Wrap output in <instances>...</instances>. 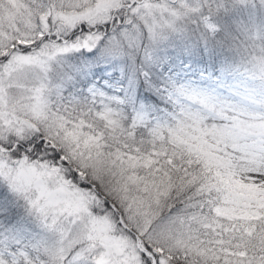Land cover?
I'll return each mask as SVG.
<instances>
[{
  "label": "snow or ice",
  "instance_id": "6c2138e0",
  "mask_svg": "<svg viewBox=\"0 0 264 264\" xmlns=\"http://www.w3.org/2000/svg\"><path fill=\"white\" fill-rule=\"evenodd\" d=\"M246 2L0 0V264H264V105L141 84L153 119L130 93L48 87L70 54L125 57V24L211 34ZM245 72L264 81V60Z\"/></svg>",
  "mask_w": 264,
  "mask_h": 264
},
{
  "label": "trees",
  "instance_id": "16d2710c",
  "mask_svg": "<svg viewBox=\"0 0 264 264\" xmlns=\"http://www.w3.org/2000/svg\"><path fill=\"white\" fill-rule=\"evenodd\" d=\"M214 20L219 26L214 34L197 33L187 24L185 36L162 45L155 55L156 62L148 67V77L142 76L144 63L140 59V53L129 50L121 64L114 60H109L106 64L93 63L90 54H70L63 57V62L58 67L62 71L60 75H56L57 81L63 87L69 85L77 88L95 78L109 77L114 80L113 77L117 76L118 84L124 90L123 96L130 93L135 102V107L131 110L143 112L152 118L159 117L161 113L157 111L155 104L138 98L140 86L143 84L146 95L160 100L161 91L175 87L169 77L170 73H179L183 77L192 76L199 81L203 79L201 74L204 73L207 75L203 79L205 82H214L217 78L220 85L227 89L245 86L248 82L246 77L250 75L240 65L245 59L246 51L257 41L255 31L259 26H264V8L260 3L248 2L218 14ZM119 27L116 26L113 31ZM123 27L126 28L127 24ZM263 41L264 37L260 41L264 46ZM201 49L203 61L200 59ZM213 49L218 57L215 61L209 56ZM160 107L162 110V105Z\"/></svg>",
  "mask_w": 264,
  "mask_h": 264
},
{
  "label": "rangeland",
  "instance_id": "374dc122",
  "mask_svg": "<svg viewBox=\"0 0 264 264\" xmlns=\"http://www.w3.org/2000/svg\"><path fill=\"white\" fill-rule=\"evenodd\" d=\"M248 2H251L252 4L260 3L264 8V0H247L246 3ZM254 11H256V9H254ZM186 25V21H176L171 28L154 30L151 34L147 35L142 34L139 28H133L131 31L128 30V26L124 28L125 33H127V35L131 38L130 42L132 46L129 50L139 52L141 57L140 59L144 63L143 71L141 72L143 77L149 76L148 67L156 62L155 55L157 51L161 49L162 45L174 38L179 39L185 36L184 34L187 31ZM218 30L219 26L217 28V31ZM262 31H264V26H259L257 31H255L254 36L257 38V41L254 42V46L261 44L260 41L264 37V33ZM260 46H263V44ZM125 57L115 61L121 64V62L125 60ZM109 60L111 59L103 60L102 62L103 64H106L105 62L108 63ZM62 62L63 61L60 59L58 63H53L52 71L48 76V87L52 91V99L54 102L66 103L73 99L83 100L87 97L89 90L97 87V85H102L103 87L109 89L110 92H113L123 98V88L120 84H118L119 80L117 76L113 77L114 80L109 77H103V79L100 77L90 81L91 83L87 82L77 88H73L69 85L64 86V88L60 83H58L56 78V75H60L62 71L61 68H58L59 64L61 65ZM56 66L57 68L55 69ZM54 69L56 72H54ZM201 75L203 79L207 77L204 73ZM169 77L175 85L174 88L165 89L169 92L175 88H184L190 91L215 95L240 110H256L258 106L264 105V82L261 83L259 79H254L251 76L246 77L248 82L245 86H241L236 89H227L226 87L221 86L217 78L214 79V82L209 83L205 82L203 79L199 81L192 76L183 77L179 73H170ZM157 118L158 117H154L153 119Z\"/></svg>",
  "mask_w": 264,
  "mask_h": 264
},
{
  "label": "clouds",
  "instance_id": "9594fccd",
  "mask_svg": "<svg viewBox=\"0 0 264 264\" xmlns=\"http://www.w3.org/2000/svg\"><path fill=\"white\" fill-rule=\"evenodd\" d=\"M245 59L241 63L240 67L244 71H251L253 68V61H262L264 60V46L255 45L250 46V48L246 51Z\"/></svg>",
  "mask_w": 264,
  "mask_h": 264
}]
</instances>
